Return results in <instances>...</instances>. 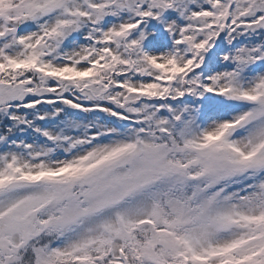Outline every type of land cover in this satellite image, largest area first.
Listing matches in <instances>:
<instances>
[{"label": "snow or ice", "instance_id": "1", "mask_svg": "<svg viewBox=\"0 0 264 264\" xmlns=\"http://www.w3.org/2000/svg\"><path fill=\"white\" fill-rule=\"evenodd\" d=\"M0 264H264V0H0Z\"/></svg>", "mask_w": 264, "mask_h": 264}]
</instances>
